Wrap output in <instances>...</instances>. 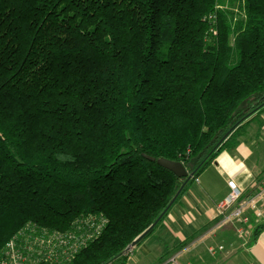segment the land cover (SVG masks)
Returning <instances> with one entry per match:
<instances>
[{"label":"trees","instance_id":"16d2710c","mask_svg":"<svg viewBox=\"0 0 264 264\" xmlns=\"http://www.w3.org/2000/svg\"><path fill=\"white\" fill-rule=\"evenodd\" d=\"M263 114L264 0H0V255L95 216L74 258L39 264H127L185 181L158 161L197 177Z\"/></svg>","mask_w":264,"mask_h":264},{"label":"crops","instance_id":"0c3cea01","mask_svg":"<svg viewBox=\"0 0 264 264\" xmlns=\"http://www.w3.org/2000/svg\"><path fill=\"white\" fill-rule=\"evenodd\" d=\"M256 130L252 128L250 137L241 139L234 153L222 152L199 173L198 181L176 199L153 233L129 250L127 264H264V230L251 240L255 225L264 220L252 218L250 235L241 237L238 223L220 224L215 210L229 194L230 183L247 195L256 189L262 171L259 162L252 161L254 144L264 137L263 130L257 141Z\"/></svg>","mask_w":264,"mask_h":264},{"label":"built area","instance_id":"2783aa9c","mask_svg":"<svg viewBox=\"0 0 264 264\" xmlns=\"http://www.w3.org/2000/svg\"><path fill=\"white\" fill-rule=\"evenodd\" d=\"M192 178L198 181L195 174ZM230 188L229 194L216 205L217 218L220 224L237 222L239 236H248L251 219L264 220V181L257 191L248 195L233 183H230ZM105 225V219L90 216L77 221L74 229L65 233L27 228L5 245L0 255V264L69 261L97 238ZM218 250H223V247ZM209 251L216 253L215 248Z\"/></svg>","mask_w":264,"mask_h":264},{"label":"water","instance_id":"95a60500","mask_svg":"<svg viewBox=\"0 0 264 264\" xmlns=\"http://www.w3.org/2000/svg\"><path fill=\"white\" fill-rule=\"evenodd\" d=\"M241 122V121H240ZM238 122L234 127H232L219 141V143L216 145L215 149L229 136V134L236 128V126L240 123ZM154 160L153 158H151ZM158 163L163 166L164 168L172 171L180 178H185L184 183L182 184L181 188L175 195V197L172 199L171 203L169 204L166 211L158 218L157 221H155L144 233H142L137 239H135L131 245L126 249V251L131 250L133 247H135L139 242H141L149 233L153 231V229L156 227V225L159 223V221L163 218V216L166 214V212L169 210V208L173 205V203L176 201L178 196L180 195L182 189L185 187V185L192 179L195 172L189 173L184 165L180 162L170 161L167 159H160Z\"/></svg>","mask_w":264,"mask_h":264},{"label":"rangeland","instance_id":"374dc122","mask_svg":"<svg viewBox=\"0 0 264 264\" xmlns=\"http://www.w3.org/2000/svg\"><path fill=\"white\" fill-rule=\"evenodd\" d=\"M253 128L256 129V126H254ZM252 161L259 162V165H260L259 171H262V174H263L264 173V170H263L264 169V137L259 141V143L254 144V154H253Z\"/></svg>","mask_w":264,"mask_h":264}]
</instances>
